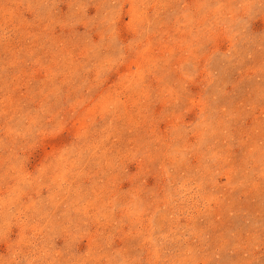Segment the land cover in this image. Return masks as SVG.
Here are the masks:
<instances>
[{"label": "rangeland", "instance_id": "rangeland-1", "mask_svg": "<svg viewBox=\"0 0 264 264\" xmlns=\"http://www.w3.org/2000/svg\"><path fill=\"white\" fill-rule=\"evenodd\" d=\"M0 264H264V0H0Z\"/></svg>", "mask_w": 264, "mask_h": 264}]
</instances>
